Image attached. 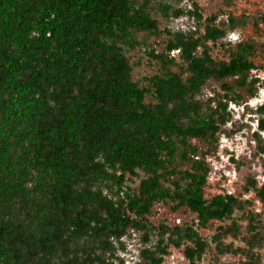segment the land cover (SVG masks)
I'll use <instances>...</instances> for the list:
<instances>
[{
	"label": "trees",
	"instance_id": "obj_1",
	"mask_svg": "<svg viewBox=\"0 0 264 264\" xmlns=\"http://www.w3.org/2000/svg\"><path fill=\"white\" fill-rule=\"evenodd\" d=\"M172 1L181 0L152 9L178 17L184 10ZM151 2L0 0V264H117L115 243L129 229L148 239L158 202L186 207L199 226L232 221L211 242L191 226L160 224L154 247L142 250L148 263L161 264L170 244L193 236L187 264L213 250L260 264L254 249L264 243V222L250 211L246 226L233 219L243 200L232 193L204 197L210 168L192 143H213L225 131L240 95L224 79L256 94V47L241 41L228 60L215 59L209 42L226 34L215 15L201 33L172 32L159 27ZM193 14L203 19L195 1ZM139 33L166 35L164 51L148 52L159 68L143 82L133 80L126 55L142 44ZM210 79L224 93L201 100ZM258 111L264 115V104ZM258 128L253 138L264 152L263 116ZM140 173L136 188L125 184ZM257 196L264 206V182Z\"/></svg>",
	"mask_w": 264,
	"mask_h": 264
},
{
	"label": "rangeland",
	"instance_id": "obj_2",
	"mask_svg": "<svg viewBox=\"0 0 264 264\" xmlns=\"http://www.w3.org/2000/svg\"><path fill=\"white\" fill-rule=\"evenodd\" d=\"M155 0H153L154 2ZM157 1V0H156ZM155 1V2H156ZM193 1L199 6V12L203 19H198L193 14ZM181 0L172 1L173 9H182L184 13L178 17H165L159 11L152 9L155 2H151L150 9L157 19L159 27L172 32L198 34L203 32L204 18L210 15L217 17L215 23L226 29L224 37L215 42H209L210 53L213 58L228 60L238 42L248 41L255 45L256 51L251 56L255 68L250 71L252 76L258 79L256 82L257 92L250 95L246 88L237 87L234 83L236 77L224 79L234 87V94L240 95L236 101L230 102L228 110L231 114L230 121L225 125V131L217 136V140L208 143L203 140L193 139L192 143L199 148V156L204 158L210 168L206 183L203 186L204 197L210 198L219 193H232L243 200V205L237 209L232 218L246 226L247 220L242 215L248 213L258 214L264 222V206L259 200L258 188L264 182V152L258 149V143L253 138V133L258 132V122L262 115L258 107L264 104V0ZM232 17L234 22H228ZM142 44L133 50H128L126 55L132 64L131 75L133 80L143 82L147 76L154 74L159 64L151 59L148 52L154 49L162 52L166 45V35L159 38L139 33ZM170 54L177 56L176 51ZM180 62V60H178ZM178 71V68H174ZM221 81L208 80L202 87L198 98L207 100L215 94H223ZM150 97L146 98L149 100ZM261 141L264 143V131H259ZM264 147V145H262ZM233 158V159H232ZM188 164L180 168L187 167ZM142 173L138 177H130L125 184L136 188ZM254 181V184H251ZM245 190V188H247ZM170 202H158L152 207L148 221L152 226L148 239L142 231L129 229L121 239V244H116L119 259L117 264H150L142 257V250L146 247H154L159 238L157 227L160 224L168 226H191L197 234L211 242L212 236L220 226L228 225L232 219L211 220L205 226H199L195 213L186 207L173 210ZM193 236L184 239L181 246L170 244L167 254L163 256L161 264H187L184 255V246L193 241ZM226 243L233 242L235 246H243L240 237H228ZM215 244L212 243V247ZM214 252V253H213ZM213 252H206L200 264H242L244 256L241 254L225 253L217 256ZM260 264H264V243L254 249Z\"/></svg>",
	"mask_w": 264,
	"mask_h": 264
}]
</instances>
